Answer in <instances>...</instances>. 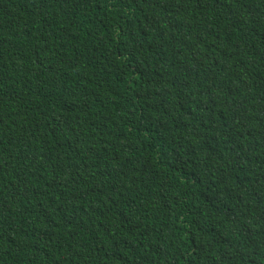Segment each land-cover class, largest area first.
Listing matches in <instances>:
<instances>
[{"label":"trees","instance_id":"obj_1","mask_svg":"<svg viewBox=\"0 0 264 264\" xmlns=\"http://www.w3.org/2000/svg\"><path fill=\"white\" fill-rule=\"evenodd\" d=\"M0 264H264V0H0Z\"/></svg>","mask_w":264,"mask_h":264}]
</instances>
